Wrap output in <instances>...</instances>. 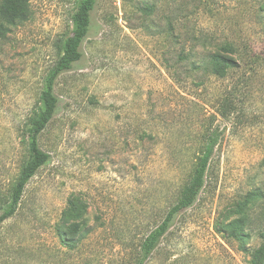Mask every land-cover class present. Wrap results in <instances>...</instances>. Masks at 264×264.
I'll list each match as a JSON object with an SVG mask.
<instances>
[{
	"label": "rangeland",
	"instance_id": "obj_1",
	"mask_svg": "<svg viewBox=\"0 0 264 264\" xmlns=\"http://www.w3.org/2000/svg\"><path fill=\"white\" fill-rule=\"evenodd\" d=\"M75 2L0 0V207ZM225 43L236 64L215 74L208 54ZM54 91L38 138L48 159L0 227V264H138L210 136L196 202L143 264H250L220 230L264 211V0H97Z\"/></svg>",
	"mask_w": 264,
	"mask_h": 264
},
{
	"label": "trees",
	"instance_id": "obj_2",
	"mask_svg": "<svg viewBox=\"0 0 264 264\" xmlns=\"http://www.w3.org/2000/svg\"><path fill=\"white\" fill-rule=\"evenodd\" d=\"M97 0H76L70 17V30L62 39L60 44V56L56 64L46 75L41 93L40 106L31 115L27 125L28 158L23 165L18 180L12 189L9 202L0 207V227L12 217L18 209L22 195L27 183L36 174L38 169L47 161L48 156L40 149L38 138L41 132L54 117L58 108V97L54 87L61 73L68 70L70 66L79 61L81 57L82 44L87 37L91 26V14ZM173 28V27H171ZM233 49L229 43H225L212 53L208 54L210 61L207 63L209 71L218 74L221 69L235 66ZM216 141L212 136L208 138L201 153L197 157L193 176L189 184L182 190L178 201L168 210L163 221L144 238L140 248V259L138 264H143L158 245L160 239L167 232L175 216L180 212L191 208L201 192L210 159ZM253 198L259 195L252 193ZM223 234L242 242V252L250 257V264H264V211L256 212V207L247 212L243 217L233 219L222 224L220 230ZM257 236L260 244L248 249L244 245Z\"/></svg>",
	"mask_w": 264,
	"mask_h": 264
}]
</instances>
